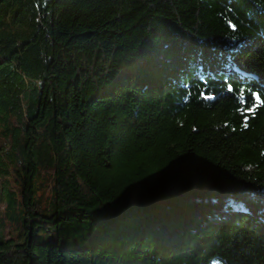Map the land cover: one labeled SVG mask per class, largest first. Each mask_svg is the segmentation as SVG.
<instances>
[{"label": "trees", "instance_id": "trees-1", "mask_svg": "<svg viewBox=\"0 0 264 264\" xmlns=\"http://www.w3.org/2000/svg\"><path fill=\"white\" fill-rule=\"evenodd\" d=\"M16 221L0 264H264V0H0Z\"/></svg>", "mask_w": 264, "mask_h": 264}, {"label": "rangeland", "instance_id": "rangeland-1", "mask_svg": "<svg viewBox=\"0 0 264 264\" xmlns=\"http://www.w3.org/2000/svg\"><path fill=\"white\" fill-rule=\"evenodd\" d=\"M3 225L4 224L0 225V241L6 242L9 238L14 242L21 241H19V233L21 231V224L19 221H16L9 231H4Z\"/></svg>", "mask_w": 264, "mask_h": 264}, {"label": "water", "instance_id": "water-1", "mask_svg": "<svg viewBox=\"0 0 264 264\" xmlns=\"http://www.w3.org/2000/svg\"><path fill=\"white\" fill-rule=\"evenodd\" d=\"M207 190H208V188L207 189L206 188L205 189L204 188H199V189H196L194 191H190V192H188L186 194H183L178 199L173 200V201L183 200V199H186V198H195V199L198 200V199L206 196V194L209 192Z\"/></svg>", "mask_w": 264, "mask_h": 264}]
</instances>
